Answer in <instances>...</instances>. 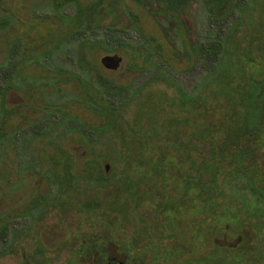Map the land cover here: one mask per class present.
<instances>
[{
  "label": "trees",
  "instance_id": "trees-1",
  "mask_svg": "<svg viewBox=\"0 0 264 264\" xmlns=\"http://www.w3.org/2000/svg\"><path fill=\"white\" fill-rule=\"evenodd\" d=\"M106 1L79 4L78 13L72 19L74 27L78 31L83 30L93 20L90 19L91 14L95 15L96 21V14L109 10L114 13L122 7L121 0ZM137 1L142 3L145 0ZM239 1L202 2L216 26L226 22L235 11L245 13L252 20L254 16L250 13L256 10L258 19L254 30L238 36L222 31L218 34H222V38L215 34L205 41L199 39L195 42L189 40L183 18L189 0L153 1L157 14L169 17L183 52L177 44L174 48L179 56H185L190 62L189 69L200 60L213 72L207 75L203 94H198V90L188 95L180 89L178 97L171 102L156 94L147 95L138 104L130 124L125 121L124 106L112 100L126 95L132 85L120 84L103 74L89 59L87 44L91 48L104 46L106 51L112 50L105 39H95L96 43L92 45L89 40H82L84 44L80 47L78 65L81 71L86 72V77H72L79 82L81 89L77 94L78 102L103 119L102 126H94L96 130L112 131L120 144L117 153L123 157V175L128 183L119 188L118 197L107 210L129 221L134 220L138 235L140 217L128 215V212L138 209L149 196L158 194V183L162 185L168 177L174 178L179 186L173 195L146 210L145 214L152 213V220H141L148 232L144 242L154 252L159 251L160 246L156 244L153 233L175 238L182 244L184 252L190 251L191 255L180 264H264V9L256 3L254 9L247 3L241 6ZM132 16L134 25L138 27V17ZM0 25V37L5 41L1 48L6 50L4 59H0L2 64L10 59L8 20L2 19ZM145 40L152 52L161 57L160 47H154L155 39L145 36ZM42 51H47V48ZM42 53L26 56L13 67L19 69L23 61L37 62ZM152 56L149 54L148 59ZM140 68L139 65L129 66L133 71ZM168 68L172 70L170 66ZM9 74L3 71V76L8 77ZM213 100H220L223 105L218 119L209 109ZM177 102L181 108L168 112V108L173 107L172 103ZM16 113L17 109L11 111L5 107L4 101L1 102L0 143L7 137L4 121ZM83 127L88 129V126ZM79 134L85 138L83 132ZM60 153L62 156L47 159L53 184L60 193L69 194V188L77 179L105 187L116 178L108 176L101 163L92 160L75 173L69 153L63 149ZM137 171L138 175H134ZM48 195L36 188L16 202L13 213L0 215V238L8 239L10 234H17L11 230V222L8 221L32 218L34 213L44 210L51 202ZM79 206L80 211L88 213L98 212L100 208L95 203ZM191 209L196 215L189 222L183 221ZM135 237L132 243L137 241ZM198 237L205 238L199 248L205 250L203 254L196 252L198 243L195 239ZM172 251L166 250L162 259L179 263V257Z\"/></svg>",
  "mask_w": 264,
  "mask_h": 264
},
{
  "label": "rangeland",
  "instance_id": "rangeland-1",
  "mask_svg": "<svg viewBox=\"0 0 264 264\" xmlns=\"http://www.w3.org/2000/svg\"><path fill=\"white\" fill-rule=\"evenodd\" d=\"M91 1L94 0H79V4L83 6ZM121 1L120 10L96 14V21L95 15L91 14L90 19L93 20L79 31L71 18L75 14L73 5L63 6L62 19L48 15L43 22V19L36 20L32 13L22 15L17 12L15 27L10 26L8 29L10 59L2 64L0 62V104L4 101L6 108L13 107L17 109V113L4 121L7 137L0 143V215L13 213L16 202L36 188L49 194L51 202L41 212L34 213L32 218L12 219L10 227L17 234H10L8 239L0 238V264H25L24 259L27 264H40L41 261H45V264H93L91 258L84 257L83 254L84 258H81L78 251L86 249L90 243L101 244L102 240H106L103 238L106 235L115 243L119 239L125 242L127 254L132 255L137 264H180L185 257L191 255L189 250L184 252L182 244L175 238L153 233L156 244L160 246L156 252L144 242L148 232L143 223L152 220V213L147 215L146 210L150 206H157L168 195H173L174 190L179 187L174 178L168 177L162 185L158 183V194L149 196L138 209L128 212V215L140 217L138 235L134 220L129 221L120 214L107 210L118 197L119 188L128 183L123 175V157L117 153L120 144L112 131L104 133L96 130L94 126H102L103 119L78 102L77 94L81 89L79 82L72 77H86V72L81 71L78 65V54L84 44L82 40H89L91 45L96 43L95 39L108 41L111 51H106L104 46L91 48L87 44L89 59L103 74L120 84L132 85L126 95L112 100L124 106L125 121L132 124L138 104L145 96L156 94L171 102L178 97L180 89L188 95H193L198 90V94H203L207 75L213 72L200 60L194 62V68L189 69L190 62L185 56H179L174 48V44H177L178 49L183 52L169 17L158 15L154 2ZM202 1L189 0L183 14L190 41H205L209 36L218 35L222 31L225 34L233 32L238 36L257 27L256 10L250 13L254 16L252 20L245 13L235 11L226 22L216 26ZM108 2L107 0L106 3ZM246 3L252 9L255 3L264 9V0L239 1L241 6ZM13 8L7 1L0 0V23L4 18L8 20V11ZM46 8L50 12L49 7ZM15 10L20 8L15 6ZM132 14L138 17V27L134 25ZM221 35H218L219 38H222ZM145 36L155 39L154 47H160L161 57L166 62L155 51L152 52ZM13 40L18 44L13 45ZM4 42L0 37V59H4L6 55V50L1 48ZM55 42L58 43L57 48L52 46ZM24 43H29L31 47L20 49V45ZM48 46L50 49L42 51ZM39 52L43 53L40 60L36 59L37 62L23 61L24 64L19 69L13 67L24 57ZM149 54H153L150 60ZM115 65L117 69L113 68ZM132 65H139L143 70H130L129 66ZM3 71L9 72L10 76H3ZM172 104L173 107L168 108V112L181 108L179 102ZM222 107L220 100H213L211 103L209 109L215 112L216 119ZM83 126H88V129ZM81 132L85 135L84 139L79 134ZM61 149L71 156L75 173L80 172L87 166L86 162L92 160L101 163L103 169L108 168L107 175L116 178L111 185L105 187L77 179L69 188V194L60 193L53 184V174L47 159L62 156ZM138 173L139 171L134 175ZM88 203L98 204L99 211H80L79 205ZM194 215L196 212L189 210L183 221L189 222ZM134 235V240L137 241L132 243ZM195 240L198 243L196 252L205 253L204 249H199L205 238L198 237ZM114 246L115 244H111L112 249ZM42 249L52 254H42ZM166 250H173L174 255L179 257V263L170 259L163 260ZM126 264H131L128 259Z\"/></svg>",
  "mask_w": 264,
  "mask_h": 264
},
{
  "label": "flooded vegetation",
  "instance_id": "flooded-vegetation-1",
  "mask_svg": "<svg viewBox=\"0 0 264 264\" xmlns=\"http://www.w3.org/2000/svg\"><path fill=\"white\" fill-rule=\"evenodd\" d=\"M5 1H7V3L11 5V8L14 7L13 10H11L10 12L8 11V15L6 16L9 20L8 22V24H10L9 27L11 26L13 28L15 27L14 25L17 20L16 18L17 12L21 13L22 15H27V14L32 13L36 20L41 21L43 19L42 20L43 22L46 19L45 17L48 15H53L54 17L62 19L64 16L62 14L64 5H70V6L73 5V7L75 8V14H73L71 18L74 19L78 13V6H79V0H5ZM151 1L153 2L154 0H151ZM15 6L19 7L20 10L16 11ZM46 7H49L48 11L50 12H47ZM11 43L13 45L18 44L14 40ZM36 44L40 45V43H36ZM20 46H22L20 47V49H23V48L29 49L31 47L29 43L28 44L24 43ZM52 46L57 48L58 43L55 42ZM49 47L50 46H48L47 49H50ZM45 48L46 47H44L43 49ZM8 109L13 111L14 108L12 107ZM12 221L13 220H10L8 222H12ZM1 222L2 221H0V223ZM103 238H105L106 240H102L101 244L98 245L97 243H90V244H87L86 246L87 248L85 247L86 249L84 250L82 249L78 251V254H80V257L81 258H84V257L91 258L92 259L91 262L93 264H126L127 259L130 261L131 264H137L135 258L132 255L127 254L125 242L119 239L117 243H115L114 240H109V236L107 235L104 236ZM111 244H115L113 249L111 248ZM42 251H43L41 252L42 254L43 253L47 255L52 254V252H49L46 250L44 251L43 249ZM82 254L85 256L83 257ZM24 262L25 264H27L25 259H24ZM40 264H45V261H41Z\"/></svg>",
  "mask_w": 264,
  "mask_h": 264
},
{
  "label": "water",
  "instance_id": "water-1",
  "mask_svg": "<svg viewBox=\"0 0 264 264\" xmlns=\"http://www.w3.org/2000/svg\"><path fill=\"white\" fill-rule=\"evenodd\" d=\"M113 68H114V69H117V65H115ZM106 170H107V172H108L109 169L107 168Z\"/></svg>",
  "mask_w": 264,
  "mask_h": 264
}]
</instances>
